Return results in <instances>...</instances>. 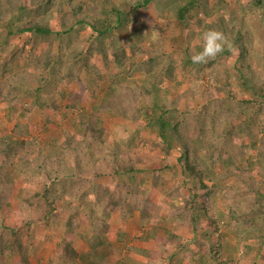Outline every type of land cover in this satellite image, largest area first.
I'll use <instances>...</instances> for the list:
<instances>
[{"label": "rangeland", "instance_id": "obj_1", "mask_svg": "<svg viewBox=\"0 0 264 264\" xmlns=\"http://www.w3.org/2000/svg\"><path fill=\"white\" fill-rule=\"evenodd\" d=\"M0 1L1 9L16 6ZM13 1L27 5L25 14L8 15L19 26L29 20L34 5ZM161 1L136 13L123 31L120 40L129 43L123 64L108 43L98 49L107 50L110 60L97 51L96 35L87 25L75 27L73 53L58 46L53 51V34L45 43L48 50L44 46L38 53L33 32L9 35L10 27L0 19V264H264L263 231L245 227L246 211L241 219L234 216L235 210L249 209L241 206L236 184L260 180L264 191L263 164L256 155L264 140V95L262 89L255 92L258 79L253 77L264 60V22L253 17L261 39V55L256 51L251 57L254 66L238 44L228 46L224 40L213 68L227 89L215 90L218 84L208 69L198 74L204 95L200 90L194 100L181 98L179 106L189 119L206 104L233 107L236 114L225 119V136L238 147L250 144L251 156L236 150V156L220 160L219 154L212 157L192 146L194 168L200 172L209 165L211 172H185L176 150L180 141L172 155L156 145L160 133L148 117L153 105L146 102L143 86L155 85L160 106L163 99L201 88L195 86L194 70L177 68L173 78L167 76V58L183 65L178 53L199 44L198 30L177 19L176 6L188 0ZM215 2L195 9L194 20L215 22ZM61 5L62 13L55 8L39 21L63 32L74 5ZM117 5L124 12L132 8L124 0ZM58 12L69 13L63 19ZM231 16L238 22L239 16ZM150 19L165 39L164 54L157 57L148 49L150 40L139 49L128 41L133 29L143 30ZM132 62L139 70L128 75L124 68ZM148 67L152 76L146 79ZM130 106L136 108L131 114ZM200 206L212 207L213 216L195 223L189 212ZM247 218L264 221L254 211Z\"/></svg>", "mask_w": 264, "mask_h": 264}, {"label": "trees", "instance_id": "obj_2", "mask_svg": "<svg viewBox=\"0 0 264 264\" xmlns=\"http://www.w3.org/2000/svg\"><path fill=\"white\" fill-rule=\"evenodd\" d=\"M7 1H9L7 3L9 5L16 4V6L13 5L10 7L8 5H5L2 9L0 8V19L5 20L7 22V25L10 27L8 34H23L33 32V47L37 49L38 53H40L44 49V46L48 50V42L47 44L45 43L47 41V38L51 37L52 34L54 35L53 51L58 46L67 54L73 53V42L76 41V34L74 35V33L77 32L75 27L77 25H87L92 28V35H96L93 36V39L97 51H102L104 56L107 57V60H110L107 55V50H100V48L98 49V45L100 46L101 43H108V50H112L114 51V53L118 54L119 58L116 57V59L121 64L126 61V49L129 47V43L126 44L121 42L120 40L123 31L125 30L127 25L132 20H134V15L136 13H140L143 9L149 8L151 4H154V7H156L162 2L161 0H124L125 2L132 5L130 12H124L117 5L119 0H32V6L34 5V8L32 10V13L29 12L31 14H29V20L25 21L24 23L17 22L20 25L15 26L13 15L8 17L9 13H14L16 11L18 14H25L23 12L27 10V5L24 6L21 3L19 4L20 1L16 0V3L13 0ZM171 1L174 2V0ZM210 1L211 0H188V2H186L183 6L179 5L180 8H177L176 6L177 19L183 22V24H185L187 27L194 26V28L198 30L197 36L199 38V44L195 46L188 45L187 50L178 53L180 54L178 58H180V60L183 62V65L177 62L172 63L171 58H167V65H170V67L168 68V75H166L169 78H173V76H175V71L177 68L182 69V71L184 72H192L194 70L197 77V84L195 86L197 88L201 86V88L192 89L191 91L187 90L184 94L180 95L179 98L163 99L165 100L164 104L160 106V104H158L160 98L156 95L157 92L155 85H149L148 81V84L145 83L143 86V89L145 90L144 96L147 100L146 102L153 105L152 109L154 113H149L148 117L152 118L153 128H157L160 133V142L156 143V145L159 146L166 155H172L171 151L176 148L175 143L180 141L181 145L176 148V150H179L181 152V156L179 157L178 162L183 167L185 172H199L197 167L194 168V166L196 165V156L193 154V150L189 152L192 146L196 147L197 149L201 148L205 151L207 150L206 153H209L210 155H212V157L219 154L218 158L220 160L227 158L226 154L230 155L231 157L236 156V150H241L242 153L245 152L246 155L251 156L249 153L251 152V150L249 149L250 144L238 147L234 145L233 141H231L230 135H228L229 137L225 136L227 134L226 132H229V130H226L227 121L225 119H231V117L236 114V111L233 107L231 109H224L216 105V109H213L212 105L211 107L209 104H206L204 106L205 108L198 114V116L193 117L192 119H189L186 116V112L183 113L179 111V106L181 105L180 103L183 98L194 100L196 98V94L200 90L204 95L205 84H203L202 80L199 79V75L202 76L203 73H207L208 69L209 76L211 78H213L214 76L216 83L218 84L215 85V90L218 92L221 91V89H227V85L220 84V81L222 82V78L219 76L220 73L216 72V70L213 68L214 64L216 63V58L210 59L206 64L192 63V55L194 53L202 51L203 41L201 38L202 32H200V29H202V27H204L205 31L209 29H215L222 32L225 37L224 40L226 41V44L228 46L238 44L243 51L242 56L244 60L250 66H254L253 64L255 63V61L251 58L253 56V53L257 51L258 54L261 55L259 49L260 45L259 43H257V40L260 41L261 39L260 35L258 34V27L256 26L257 24L255 21L261 20L262 22H264V0H247L248 3H244V1L246 0H215L218 4L217 12H219V15H216L217 20L215 22H212L210 19L204 21L202 19L194 20L193 11L195 9H198L199 6L206 7L207 9L208 5H210ZM62 3H65V5L69 7L74 5L71 8V14H73L71 21L64 23L65 25L63 27L65 30H63V32L54 30L55 28L51 29V26H49V24L41 23L39 21V18L46 17L51 12V10H54L55 8H57V11L61 12L63 10L60 8L62 6ZM108 3L111 6H109ZM169 7L173 8L174 6L173 4H171L170 6H168V9ZM61 13H59L61 15L60 17L64 19L65 17H67L69 12H64V14ZM233 13L236 17L239 16L238 22L234 23V21L231 20V18H233V16H231ZM102 14H105L108 19H102ZM162 15L163 14H161L160 19H162ZM16 16L14 17L15 22L17 18ZM254 16L261 18L254 20ZM18 20H20V18H18ZM132 33L133 37L128 41H130V46L134 47L133 49H139L141 42L147 43L150 40L151 45L148 46V49H152L155 57H157L156 55L157 53L159 54L160 51L161 54H164L163 48L165 39L162 35V31L158 30V28L154 26L153 20H151L149 24H144L143 30L141 31H138L135 27ZM91 38L92 36L90 37V39ZM48 56L50 58V56H52V52L48 53ZM259 58L261 59L260 56ZM155 59L157 60V58ZM161 59L162 58H159V60ZM154 62L155 61H152V63ZM263 62L264 60L259 61V65H257L258 72L253 73V77H257L258 79L256 85L254 86L255 92L260 93L259 90L262 89V94L264 95ZM151 68H153V66H151ZM137 70H139V67L136 62H132V64L125 66L124 68V72H127L128 75L134 74V71ZM144 71L146 74V79L152 76V74L149 72V67L147 71L145 69ZM160 81L157 80L156 83H160ZM128 109L129 111L127 113L131 114L133 110L135 112L136 108L133 107L131 109L130 106ZM256 149L259 151L258 153H256V155H259V153L261 155L260 159L263 164L262 170H264V140H262L261 147ZM260 149H262L261 152ZM252 155L254 154L252 153ZM210 172L211 169L209 165H204L199 173L200 175H208ZM230 174L232 173L230 172ZM251 179L253 180L252 177ZM259 181L248 180L246 183L239 182L235 185V193L238 195L239 201H241V206L243 204H248L249 209H241V211L235 210L234 212L236 214H234V216L241 219L240 215H242V212L244 214V212L246 211L245 216L243 215V218L249 220L244 221L245 227L249 230L261 229L264 236V221L256 222V220H253L252 218H247L248 215L253 214V211L254 213L256 212L257 214H260V216L264 217V213H258V208L264 207V191H261L262 186L259 184ZM196 196L197 194L193 193L190 198L194 199ZM211 209L212 207L200 206L198 207V209L193 210V212L189 213L191 217H193L194 222L198 223L200 221H203V218L205 216H209V218L213 216ZM260 246L261 250L264 249V242L263 244L261 242ZM103 262L104 261H102V263Z\"/></svg>", "mask_w": 264, "mask_h": 264}, {"label": "clouds", "instance_id": "obj_3", "mask_svg": "<svg viewBox=\"0 0 264 264\" xmlns=\"http://www.w3.org/2000/svg\"><path fill=\"white\" fill-rule=\"evenodd\" d=\"M202 51L194 53L191 57L194 64H206L210 59H214L224 50V34L215 29H209L202 33Z\"/></svg>", "mask_w": 264, "mask_h": 264}, {"label": "crops", "instance_id": "obj_4", "mask_svg": "<svg viewBox=\"0 0 264 264\" xmlns=\"http://www.w3.org/2000/svg\"><path fill=\"white\" fill-rule=\"evenodd\" d=\"M105 261V259H104ZM67 264H75V262L72 260V261H68Z\"/></svg>", "mask_w": 264, "mask_h": 264}]
</instances>
